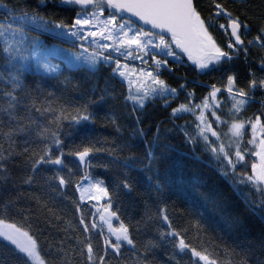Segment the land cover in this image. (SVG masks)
<instances>
[{
  "label": "snow or ice",
  "instance_id": "1",
  "mask_svg": "<svg viewBox=\"0 0 264 264\" xmlns=\"http://www.w3.org/2000/svg\"><path fill=\"white\" fill-rule=\"evenodd\" d=\"M0 264H264V0H0Z\"/></svg>",
  "mask_w": 264,
  "mask_h": 264
},
{
  "label": "trees",
  "instance_id": "2",
  "mask_svg": "<svg viewBox=\"0 0 264 264\" xmlns=\"http://www.w3.org/2000/svg\"><path fill=\"white\" fill-rule=\"evenodd\" d=\"M47 42H57V39L51 37L48 34H45L43 37ZM98 132H104L103 129H97ZM107 134V133H105ZM142 147V145H141ZM179 156V151L175 154ZM185 160V172L187 175H192L194 171L199 170L197 174L199 175L201 180L206 181L207 183L204 185L206 191H216L221 194V198L226 205L225 210L232 213H243L245 220L247 223L253 227H259L260 221V212L259 208H251L246 211L248 208V204L245 202V196L247 194V189L240 188L239 190L231 187L228 183L223 180L217 179L215 176L210 175L207 170L200 169V166L193 161ZM251 199V198H249Z\"/></svg>",
  "mask_w": 264,
  "mask_h": 264
},
{
  "label": "rangeland",
  "instance_id": "3",
  "mask_svg": "<svg viewBox=\"0 0 264 264\" xmlns=\"http://www.w3.org/2000/svg\"><path fill=\"white\" fill-rule=\"evenodd\" d=\"M45 43H46V45L48 47H52L54 44L58 43V41L57 42H47V41H45ZM62 47L67 48L68 45L67 44H64V45H62ZM53 63H62V61L57 60V59H53Z\"/></svg>",
  "mask_w": 264,
  "mask_h": 264
}]
</instances>
